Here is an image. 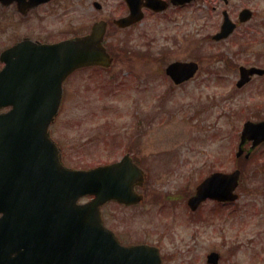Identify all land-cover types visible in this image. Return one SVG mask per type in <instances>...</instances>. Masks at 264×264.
Listing matches in <instances>:
<instances>
[{
  "label": "rangeland",
  "instance_id": "obj_1",
  "mask_svg": "<svg viewBox=\"0 0 264 264\" xmlns=\"http://www.w3.org/2000/svg\"><path fill=\"white\" fill-rule=\"evenodd\" d=\"M101 1L100 14L88 3L80 13L77 3L74 11L61 6L49 22L60 28L62 39L88 32L96 20H110L105 44L114 60L110 68L81 69L65 81L49 127L63 163L87 169L117 161L126 152L139 160L147 173L140 190L144 200L102 209L125 241L157 245L164 264H207L211 251L220 254L219 264H264V196L255 191L264 186V144L247 163L235 158L243 123L264 120V76L235 86L239 66L264 69V0H228L226 5L195 0L185 8L146 14L122 31L112 24L121 0ZM243 8L252 11L251 19L228 39L213 42L222 10L237 22ZM68 20L74 26L67 29ZM176 60L201 62L185 85L174 86L164 73ZM238 164L245 169L240 186L251 188L248 195L257 205L252 213L260 203L261 212L251 218L249 235L232 238L230 232L222 240L212 226L196 221L198 214L180 196L193 194L211 172H230ZM170 195L179 198L170 202Z\"/></svg>",
  "mask_w": 264,
  "mask_h": 264
},
{
  "label": "water",
  "instance_id": "obj_2",
  "mask_svg": "<svg viewBox=\"0 0 264 264\" xmlns=\"http://www.w3.org/2000/svg\"><path fill=\"white\" fill-rule=\"evenodd\" d=\"M125 1L129 14L114 21L120 28L143 18L142 0ZM169 1L183 5L192 0ZM145 5L161 12L168 3L146 0ZM250 17L247 9L238 15L239 22ZM105 26L96 22L86 35L36 49L28 47L35 52L33 61L23 54L26 45H17L13 51L20 63L12 66V72L18 84L27 81L28 86L22 95L18 88L0 97V107H12L0 114V264H160L156 248L121 246L100 218L99 207L107 201L125 205L139 202L133 188L143 178L131 159L125 156L120 162L88 170L69 169L62 165L59 150L49 137L48 127L57 114L66 77L80 67L111 64L112 58L101 44ZM234 29L235 24L223 12L213 40L226 39ZM196 70L195 63L173 62L165 72L178 84ZM239 70V87L249 75L264 74L259 68ZM9 73L8 66L0 79ZM247 139L253 140L252 148L263 141L264 122H246L240 146ZM238 178V170L211 174L189 199L190 207L194 209L207 197L233 200ZM84 196L94 198L78 204Z\"/></svg>",
  "mask_w": 264,
  "mask_h": 264
},
{
  "label": "flooded vegetation",
  "instance_id": "obj_3",
  "mask_svg": "<svg viewBox=\"0 0 264 264\" xmlns=\"http://www.w3.org/2000/svg\"><path fill=\"white\" fill-rule=\"evenodd\" d=\"M81 2H83V5ZM101 2H102L101 0H76V2L75 0H0V72H2L6 68L7 63L17 64L18 59L16 58V56H11L8 54V51L11 50L12 48H15L17 45H22V43H26L25 45H28L27 42L29 40L33 41L34 42L33 44H40V43L53 44L61 40L69 39L71 37L76 36V35H72L61 39L58 36V33L60 32V28L51 27L49 25L50 19L52 17L59 16L58 10L61 6L65 7L66 9H71L72 11H74V8L78 3L80 9L79 12L83 13L85 12L83 11L85 8V4L88 3L89 4L88 6H90L91 4V6L94 7V9L98 12V14H100V12L104 9V4H105V3L101 4ZM119 5H121V9L120 11L116 10L119 11V13L114 14V16L116 15L115 17L117 18L127 16L128 8L124 0H121ZM144 5H145V1L143 0L141 2V6L143 7L142 11L144 13V17L146 14H151V13L157 14L154 11H150L146 9ZM187 6L188 5H184L181 8H185ZM170 7H177V6L169 5L166 10H168ZM69 20L63 25V27H66L68 29L69 25L74 26L72 23H69ZM101 20L104 19H100L99 21ZM105 21L107 23L106 24V33H107L109 29L110 20L109 21L105 20ZM135 25L125 29H120L118 27L116 28L122 31V30L130 29ZM103 45H106L105 41H103ZM197 62L199 64V69H200L201 62L199 60H197ZM187 82L189 81H186L176 86L185 85ZM249 82L247 84H249ZM171 83L175 86L173 82ZM3 84L7 86L10 90L18 86L17 83L12 80H7L5 83H3V81H0L1 95H3L2 93V88L4 86ZM5 94H9V93L6 92ZM7 110H9V107L0 108V113H3ZM263 144L264 142L259 144L255 149H251L250 154H253V152ZM248 145L249 146L245 148L246 150L251 146V143L249 142ZM174 157H175L174 155H171L169 156L168 159H173ZM168 159L166 161L169 163ZM141 188L142 187L139 188L138 193L143 196V194L140 192ZM259 189L260 191L257 189L255 191L264 196V186H262V188ZM250 193H253L250 187H244L238 185L233 190V200H228L223 198H222L223 200H220L219 198L218 199L208 198L197 204L194 210H191L189 208V203H188L189 198L193 194L188 195L187 198L181 195L180 198L186 199L185 204L187 205L188 209L191 212L196 211L199 219L196 221L198 223L203 224V228L212 226L214 230V234L221 237V239L223 240L227 238V235L230 232H232V238L235 235L239 237H243L244 235H249L251 231V218L253 217V215H260L261 212V203H260L258 204L260 207L259 210L257 208L258 211L252 213L253 207L255 208L257 205L254 206L255 202L251 201L252 198H250V196L248 195ZM178 198L179 197L177 195L174 196L170 195V197H168V201L174 202ZM143 200H144V196H143ZM101 211H102V217L104 223L105 224L107 223V227L113 230V228L108 225L109 224L108 217L105 216L104 210L102 209ZM206 220H210V221L207 223ZM113 231L115 232V230ZM116 235L117 237L119 236L122 238L120 233L116 232ZM123 241L125 240L123 239ZM139 243L140 242H135L132 240L125 241V243L123 242V244L125 245H134ZM148 244L151 245L150 242ZM234 249L236 248L233 245L230 251L232 255L233 253H236ZM210 253L217 254L216 264H219L220 254L217 251H211L208 254ZM208 254L205 256V262L207 264H208V260H207ZM239 263L242 264L240 261Z\"/></svg>",
  "mask_w": 264,
  "mask_h": 264
}]
</instances>
